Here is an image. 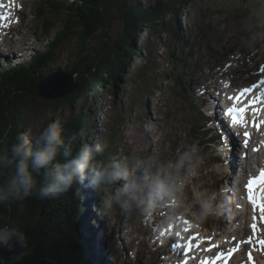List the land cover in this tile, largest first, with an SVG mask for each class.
Returning a JSON list of instances; mask_svg holds the SVG:
<instances>
[{
  "label": "rangeland",
  "instance_id": "obj_1",
  "mask_svg": "<svg viewBox=\"0 0 264 264\" xmlns=\"http://www.w3.org/2000/svg\"><path fill=\"white\" fill-rule=\"evenodd\" d=\"M36 1L18 0L21 9L28 18L23 23L19 18H16L13 24L17 26L12 31L4 29L3 35L10 31V34L7 35L10 43L0 45V71L8 65H14L13 62L16 64L27 63L28 56H24L18 61L11 58L25 47L34 46L32 50L34 52L44 48L47 43L46 38H43L38 31V25L41 22L35 21L31 16ZM61 1L71 2L72 0ZM136 3L144 6L149 3V0L132 1L134 6ZM252 8L253 0H194L182 13L183 15L175 20L177 28L188 36L186 47L182 45L177 49V51L181 50L184 55H172L175 45L171 34L164 33L158 39H153L143 31L137 37L136 46H140L143 50L148 45L152 49L150 59L153 63L145 68L144 77L145 79L150 77L148 86L136 85L133 87L130 83L122 80L115 97L112 96L110 88H105V90L98 91L93 100L91 95H87L75 100L71 109L66 107L57 112L52 111L53 113L50 110L46 111L40 105L30 104V107L23 112L24 120L29 123V129L23 134L34 144L40 131L48 123L59 122L64 125L70 114L88 111L93 117L91 128L95 129L94 135L89 139L90 142L98 143L100 139L101 142L108 140L110 143V148L106 152L98 154V156L101 155V161L113 157L121 158L130 154L146 155L153 152L160 153L164 158H172L192 142L202 143L200 146L202 147L205 141L201 142V137L200 140L194 139V135L198 126H203L204 130L209 126L206 127L204 124L203 117L208 114L202 101L207 100L208 106H210L211 97L206 94L204 88L214 85V88H222L225 94L231 93L221 85L217 76L220 77L223 74L228 86L233 89L236 86L250 83L252 77L258 74L261 64H264V59L255 54L241 51L235 44L226 42V37L239 28L240 20ZM114 15L110 35L113 40H116L121 34L123 24L118 15ZM65 17L64 13L52 14L50 9L51 26L53 27L51 37L59 32ZM78 37L77 34L71 35L55 51L53 62L49 65L53 68L52 70H57V67L64 68L68 60L73 58L76 48L80 45ZM94 41L87 45L88 48L91 49L96 45ZM12 53L14 56H11ZM142 56V59L137 58L131 61L130 68L147 64L145 50L142 51ZM155 68L162 75L161 78L158 75L156 81L153 79L156 75L151 73ZM181 69L185 71L181 72ZM74 79L76 80V76ZM115 91L113 89V92ZM201 95L204 96L201 97ZM39 98L44 100L42 97ZM215 133L218 134V130L215 129ZM213 147L219 151L213 154L209 147L202 148L205 153H209L208 164L218 162L215 159L217 156L221 157L222 164H219L214 173H210L206 165L201 170L200 176L194 179L193 184L203 186L212 192L215 188L218 189L219 181H222V184L235 185V190L241 187L244 181L249 179V169L245 168L246 172H244L240 168L242 166L240 162L245 161L238 158L237 146L233 147L235 152L230 153L231 163L228 162V153L224 150L222 140L219 141L218 146L214 144ZM227 185L225 191L218 192L223 199L226 198L225 201L229 202L230 190L233 191V188ZM87 190L90 193V189L87 188ZM103 199H107V194L103 193L102 196L90 199V205L88 202L90 208L85 214L88 222L84 230L92 232H87L92 236L90 245H96L95 251H92L94 261L100 260L101 264H103L102 260L104 264H168L166 260L170 248L161 247L165 241L164 239L158 240L154 233L158 224L161 225L157 229L159 234L162 228H165L162 216L140 219L135 215H123L119 211H113L110 217L106 218L101 215V220L98 221L97 216L100 215L98 209ZM233 202L236 203L234 198ZM242 209H244V205H242ZM82 214L83 211L79 215V221L84 227L85 219ZM252 217L251 211L246 213V218ZM250 222H247L248 225ZM238 223L239 218L236 220H229L227 216L210 218L202 225H195L192 232L195 229L200 230L205 236L204 243H206L213 231L222 230L225 225L231 229V235L234 236L238 235L242 229H248L244 227L232 229V225ZM91 225L95 230L90 228ZM227 231L229 230L227 229ZM85 234V232L82 233L83 237ZM166 238L170 243V236H166ZM231 238L236 240L233 236ZM220 241L217 244H221L222 241ZM256 249L258 250V246ZM258 257L261 256L258 255ZM100 263L98 262V264Z\"/></svg>",
  "mask_w": 264,
  "mask_h": 264
},
{
  "label": "trees",
  "instance_id": "obj_2",
  "mask_svg": "<svg viewBox=\"0 0 264 264\" xmlns=\"http://www.w3.org/2000/svg\"><path fill=\"white\" fill-rule=\"evenodd\" d=\"M132 1L37 0L35 2L31 16L35 21L41 22L38 31L43 38H46L47 43L44 48L35 51L27 63L8 65L0 71V137L7 132L8 146L14 142L17 134H23L29 129V123L24 120L23 112L30 107V104L40 105L46 111L57 112L66 107L71 109L74 101L84 96L91 95L93 100L94 95L105 88H110L112 96L115 97L122 80L133 87L149 84L150 77L148 79L144 77L145 68L153 63L150 59L152 49L147 45L142 50L140 46L135 45L137 37L143 31L153 39H158L164 33L171 34L175 45L172 55H184L177 49L182 45L186 47L188 36L177 28L175 20L183 15L182 13L194 0H149L144 6L138 3L134 6ZM50 9L52 14L66 15L59 32L53 37H51L53 27ZM114 14L118 15L123 24L121 34L116 40L110 35ZM73 34L79 36L80 45L64 68L56 69L74 71L80 90L67 99L42 100L39 98L38 83L53 69L49 65L53 62L55 51ZM93 40L96 45L90 49L87 45ZM144 50L147 54V64L130 68L131 61L143 58ZM169 55L171 56V52ZM151 73L156 75L153 78L155 81L158 75L160 78L162 76L156 68ZM113 89L116 91L113 92ZM92 120L91 112L81 111L70 114L62 125L66 140L76 138L74 148L78 149L82 144L91 143L89 139L94 135L95 130L91 128ZM194 137L195 139L200 137L197 130ZM98 143H101L100 139ZM97 160L101 161V155ZM102 194L93 191L88 193L84 185H74L67 193L53 199L40 200L30 196L23 201L0 205V223L18 226L25 232L29 244L26 250L16 248L8 251L0 248V259H3L5 264L100 263V260L96 262L92 258V251H95L96 245H90L92 236L87 233L90 231L84 229L88 222L85 217L87 209L90 208L88 202L90 205V199L93 200L95 195L98 197ZM81 211L86 221L83 222L84 227L79 221ZM90 228L93 229V225ZM83 232L86 233L84 237ZM102 263L104 264L103 260Z\"/></svg>",
  "mask_w": 264,
  "mask_h": 264
},
{
  "label": "clouds",
  "instance_id": "obj_3",
  "mask_svg": "<svg viewBox=\"0 0 264 264\" xmlns=\"http://www.w3.org/2000/svg\"><path fill=\"white\" fill-rule=\"evenodd\" d=\"M241 51L264 59V0H253L252 10L239 22V28L226 37ZM10 131V129L8 130ZM64 127L50 122L33 144L17 134L7 145V132L0 137V205L28 197L48 200L67 193L74 185L107 194L98 213L110 217L113 211L140 219L162 216L165 227H184L187 218L202 225L210 218H239L232 229L243 227L244 210L235 211L220 193L193 184L201 170L214 173L218 163L208 164L198 142L187 144L172 158L158 152L130 154L100 162L98 154L110 148L108 140L85 143L74 148L75 137L66 140ZM211 152L219 151L213 147ZM62 157V159H61ZM28 237L18 226L0 223V248L26 250ZM0 264H5L0 259Z\"/></svg>",
  "mask_w": 264,
  "mask_h": 264
},
{
  "label": "bare ground",
  "instance_id": "obj_4",
  "mask_svg": "<svg viewBox=\"0 0 264 264\" xmlns=\"http://www.w3.org/2000/svg\"><path fill=\"white\" fill-rule=\"evenodd\" d=\"M36 47V46H35ZM21 50V49H20ZM28 52H29V54H28ZM26 53H27V55H26ZM31 53V54H30ZM17 55L16 56H14V54L12 53V55L11 56H14V57H11L12 58V60H16V61H18L19 59H21V58H24V56H28L29 58L28 59H30V57L33 55V52H32V46H28V47H25L22 51H19V52H17L16 53ZM33 57V56H32ZM6 61H7V58L5 59ZM14 63V65H16V63L15 62H13ZM12 63V64H13ZM56 71H58V70H50L49 72H48V74L46 75V77H44L43 78V80L45 79V78H47L48 76H50V75H52L54 72H56ZM42 80V81H43ZM41 81V82H42ZM40 82V83H41ZM51 85L52 86H55L56 87V83H52L51 82ZM42 86H44L45 88L47 87L46 85H45V83H42ZM43 87V88H44ZM205 91H206V94H208L210 97H214L215 95H217V96H220L222 99H224V100H226V101H228V102H231L232 101V94L231 93H228V94H225L224 92V90L222 89V88H212L211 90L210 89H205ZM58 100H63V99H58ZM213 110V108H211L210 109V111H212ZM203 119H204V124L206 125L207 124V119H208V116H204L203 117ZM215 121H216V119H215ZM218 125L216 124V126H215V129L217 130V129H219L218 127H217ZM209 134H210V132H208ZM256 139V137H254L253 139H252V141L254 142V140ZM222 142H223V144H224V150L228 153V162L229 163H231V156H230V153L232 152V151H234L235 152V150H234V148L233 147H235V146H237V141H233L232 142V140L231 139H229V138H227V135H225L224 136V138H223V140H222ZM252 145H254V144H252ZM264 146H261V147H258V143H256L255 144V146H254V148H255V151H256V153L257 154H259V155H262V153H263V151H264V148H263ZM213 148V147H212ZM213 154H214V152H213ZM225 157V156H224ZM235 157V156H234ZM260 157V156H259ZM233 159H235V158H233ZM222 161H220V163H221ZM260 166V164L258 163V162H253V168H258ZM240 168H242V171H244V172H246V170H245V167H243V166H240ZM248 169H249V179H247V183H251L254 179H255V172H254V170H253V168H251V167H247ZM239 171V170H238ZM241 176V175H240ZM224 181V180H223ZM228 186V185H227ZM239 186V185H238ZM230 188H233V193H232V196H233V198H234V191H235V187H230ZM239 188V187H238ZM92 190L90 189V192H91ZM252 194L253 195H255L256 194V192H252ZM240 196V195H239ZM95 197H97L96 195L94 196V198ZM224 199H226L225 197H224ZM235 202L236 203H234L233 202V204H236L237 206H238V208H241V204H242V202L240 203V201H239V199L236 197L235 198ZM261 202V201H260ZM243 205V204H242ZM243 210V209H242ZM262 215H263V213L264 212H260ZM254 214H253V212H252V216H253ZM101 215H99V216H97V220L98 221H100L101 220V217H100ZM253 218V217H252ZM263 219H264V217H263ZM264 221V220H263ZM252 223H254V222H250V224H252ZM254 224H256V225H259L257 222H256V220H255V223ZM238 228V227H237ZM237 228H235V229H237ZM100 231V228L98 229V232ZM239 237V236H238ZM236 238V240H238L239 238ZM236 240L234 241L232 238H230L226 243H227V245H233L235 242H236ZM192 242H194L195 244H197V237L195 236V234H194V236L192 237V240H191ZM95 242H96V240H95ZM204 242V241H203ZM191 252L192 253H195V254H197V252H198V250L197 249H192L191 250ZM236 256H238V254L236 255ZM259 258V257H258ZM259 260H260V262H261V264H264V262L261 260V257L259 258Z\"/></svg>",
  "mask_w": 264,
  "mask_h": 264
},
{
  "label": "water",
  "instance_id": "obj_5",
  "mask_svg": "<svg viewBox=\"0 0 264 264\" xmlns=\"http://www.w3.org/2000/svg\"><path fill=\"white\" fill-rule=\"evenodd\" d=\"M57 70L58 71L45 78L38 85L39 95L44 100L56 101L58 99H65L78 92L79 84L74 79L75 72L72 70ZM51 82L56 83V87L52 86ZM42 83H45L47 87L45 88L44 86H42Z\"/></svg>",
  "mask_w": 264,
  "mask_h": 264
},
{
  "label": "snow or ice",
  "instance_id": "obj_6",
  "mask_svg": "<svg viewBox=\"0 0 264 264\" xmlns=\"http://www.w3.org/2000/svg\"><path fill=\"white\" fill-rule=\"evenodd\" d=\"M0 6H2V5H0ZM245 91H250V89H245ZM241 95H243V93H241ZM231 111H233V110H229V114H231ZM234 123H236L237 121H233ZM262 179H264V174H262ZM252 183H250L249 184V193H250V195H249V200L252 202V203H256V199H255V197H254V195H252ZM260 207H261V211L262 212H264V204H261L260 205ZM185 223H188L187 221H185ZM253 228H255V225H253L252 226ZM188 229H185V231H187ZM262 244H264V242H262Z\"/></svg>",
  "mask_w": 264,
  "mask_h": 264
}]
</instances>
